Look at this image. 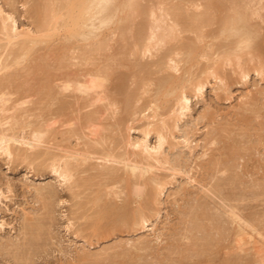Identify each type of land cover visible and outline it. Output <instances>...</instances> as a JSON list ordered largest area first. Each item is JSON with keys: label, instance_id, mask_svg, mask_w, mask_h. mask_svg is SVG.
<instances>
[{"label": "rangeland", "instance_id": "1", "mask_svg": "<svg viewBox=\"0 0 264 264\" xmlns=\"http://www.w3.org/2000/svg\"><path fill=\"white\" fill-rule=\"evenodd\" d=\"M40 1L43 0H0V7L4 13L13 17L16 27L20 31L33 32L30 36H23L22 40L36 39L39 36L32 8L33 4L38 5L42 3ZM140 1L141 6H150L156 10L160 5L159 2H165L166 7H169V4L173 5L175 3L177 5L180 2L179 0H172L173 2L171 1V3L170 0H157V2L156 0ZM247 1L249 2L250 8L257 14L251 15L250 18V30H256L258 32L255 41L261 43L258 44L256 42V50L260 49H258V46L264 49V0ZM205 3L207 4V0H199L197 2V4L203 5L202 7L204 8L206 7ZM202 10L204 11L203 8H200L198 11L190 9L191 12L189 13L193 14L195 11L199 12L196 14H200ZM217 22V20L213 19V24L211 23L212 27L214 26L217 30L211 26L207 27V29L205 28L207 30H205L206 33L204 29L202 30L206 38H211H207V40L203 39V42H195L196 36L192 32H181L179 34L180 43L188 42L187 44L190 46L193 44L195 52L187 60L185 59L187 57H183L180 54L172 55V59L177 61V70L168 71V74L174 80L180 79L177 80L180 84L182 81L184 83V79L189 81L191 78L195 79L196 77L204 79V72L207 70L210 72L212 70L211 68H214L216 76L208 78L201 95L195 94L193 90L187 92L190 101L189 111L185 115L178 117L175 107L172 108L174 111L169 113L170 104L166 108L158 109L159 115L156 120H153L151 115L152 109L158 107L154 105L158 103L157 98H160L157 94L159 90L157 82H159V77L161 78V76L166 74V72L160 70V53L162 56L168 49H176L179 46V39L171 41L166 46L155 47L150 54L143 55L139 52L133 53V55L130 53L133 52V43L130 39L137 40L138 36L136 33L139 34V31L142 32L141 30L143 28V31H145L146 26L143 28H141L142 26H138V29L135 26L136 29L133 27L132 29L134 31L131 29V32H129L130 35L128 31H125L124 35H122L116 29V24H112L108 28H102L103 30L100 31L101 36L98 35L100 38L103 36L105 41H101L100 38L96 37H90L87 40L79 37L82 40V45H80L81 41L78 38L71 40L75 42V45L70 41L66 43L68 34L63 29L61 30L60 27L57 32L42 33L43 35L50 36V40L31 45L30 48L33 50L34 55L30 50L32 55L29 53L30 55L27 56H19V61L21 62L18 63V61L15 63V57H12L13 59L9 62L13 55L11 53H14V55L19 54L16 51H18L20 46L18 45L17 47L13 44L14 50H11L13 48L8 43L6 35L0 31V61H4H2L3 65L8 64H6L7 66L5 65V68H0V78H2V83H0V98H6L5 100L3 99L6 105L3 106L2 104L4 103L0 102L2 105H0V108L4 107L3 110L5 112L7 111L1 114L3 111L0 110V119L2 116V122L4 121L3 123L0 121V133H4V130H6L8 135L15 134L18 137L22 134L24 136L27 135L26 137L29 138L31 131L36 126L43 124L41 128H44L43 130H46L47 134L44 135L43 144L40 147L49 153L46 158H48L50 163V156L54 155L51 158L53 159L55 157L62 166L66 161L70 165L77 166V169L73 171L75 177H73L72 181L81 182L82 174L84 176H87V174L88 176L93 174L96 176V172L102 166H112L117 171L115 172V176H118L114 178L116 181L113 179L108 182L107 179H104L102 182L106 180L105 182L108 185L111 182V186L106 188L107 191H121L127 186L125 183H128L127 180L129 181L130 179V174L123 167L122 161L125 158L127 160H133L131 147H129V144L128 147L124 144L142 140L146 130H149L147 142L151 147L156 145L157 135L164 137L162 157L159 162H152L153 168L147 174V178L152 179L156 183L158 193L152 201L150 200L152 198L151 196L147 200L148 193H152L151 189H153V185L143 184L139 187L142 190V197L134 194L130 196L129 207L132 209L138 206L140 207L144 200H150L149 203L151 204L149 205L151 207L149 208L151 212L147 214L149 219L145 228L141 225H127L124 227L117 224L118 222L111 223L110 221L107 223L108 229L106 230V226L104 228L105 232L101 230V234L91 230L93 229L92 222L95 216L93 213L94 210L90 209V206H87L89 209L86 208L84 212L81 211L78 215V210H80L78 203H84V200L79 199L78 201L74 198V195L76 193L79 194L82 190L77 189L74 184H71L72 181L63 182L61 178H58L51 168H47L49 167L47 165H50L48 164L49 162H46V166H43V164L41 165L42 161L39 162L40 160H33L35 162L31 163V159H23L22 156L19 159L17 158L18 155H15L16 157L13 155V158L12 156L8 157L0 151V264H20L22 261L25 264H264V72L259 74L254 70L260 63L262 64L264 59L260 57L261 55L258 56L257 53L260 54L263 52L261 54L264 57V51H260V49V53L259 51H254L253 56H246V58L248 57L247 59L244 57L246 62L242 59L241 67L243 68L244 66L245 68L243 69L246 71L249 69L247 76L243 77V74L240 72V67L236 64V58L232 57L233 60L230 59L232 62H228L221 56L222 53L221 55L216 54L221 52L220 49L224 50L222 47L228 43L222 41L218 45L216 40V44H214L215 37L213 36L219 30ZM61 24H65V21H62ZM208 29L211 31L208 32ZM135 31L137 32L134 33ZM89 40L92 42H89ZM106 40L107 44H105ZM213 40L214 43L212 42ZM94 41L96 43L102 42L103 49H107L105 54L110 53L106 57L107 59L102 58L105 57V54L100 53L105 52L104 50L101 51L99 48L100 52H95V47L93 46H97L98 43L94 45ZM209 41L212 42H210L211 46H209ZM65 43L70 45L65 46ZM222 43L224 45L218 49ZM42 44L43 46L45 45L44 48ZM61 44L63 46L62 48H60ZM50 45L56 48H53V46L50 48ZM212 45H216L217 49L215 47L214 49ZM65 47L66 50H63ZM91 47L94 49L91 52L94 51L99 56L95 55L94 52L92 55L90 54ZM56 49L60 52H55ZM82 49L89 50V53L85 52L89 56H83L84 54H81L83 52ZM208 49L211 50L210 52L214 50V53L208 52ZM8 51H10V54ZM45 51L46 54H44ZM120 51H124L123 54ZM54 53L60 55L61 58L60 56L57 57ZM204 53L210 54L204 57ZM35 54L40 59H44V63L40 60L39 64H46L45 68H42L44 67L43 64L42 69L40 66L36 67L37 65L35 63L38 64L39 58L36 57L37 59L35 61L33 59ZM64 54L68 56H66L65 60L62 59L65 56ZM71 54L72 60L69 63H65L70 60L69 57ZM28 56L33 57L28 58ZM75 56H77V59H75ZM16 57L18 56L16 55ZM48 57L50 58L48 59ZM56 57L61 60L58 59V65L60 67L64 64L63 71L61 72L59 70L62 67L60 68L56 65ZM84 57H86V60L83 63L82 59ZM259 57L262 58L261 62H259ZM248 59H250L249 62L251 64H247ZM32 60L33 62H31ZM12 61L13 66L11 65ZM102 61L103 63L105 62V67ZM187 62L193 63L192 65L196 66L191 67V64ZM242 62H245L247 65L245 63L246 66L242 65ZM22 64L24 67H22L23 70L21 71L19 66H22ZM54 64L58 68L53 66L52 70L54 72L52 71L48 75L51 69H46L47 65L51 68L50 66ZM126 64L129 65L127 66ZM249 64L251 67L248 66ZM97 66H102L101 72L105 68H109V70L106 69L107 71L101 74V77H98L99 79L96 78L98 76L96 75L98 73H96V70L100 72V68H96ZM207 66L209 67L207 68ZM27 67H31V70ZM32 67H36L38 70L35 69L36 71L32 73ZM54 67L56 69L60 68L57 72L61 75L56 76L55 73L57 72L54 70ZM202 67L205 69V71L203 70L204 72L201 71L203 69ZM188 69H191V71ZM42 70L49 71L45 72ZM30 71L32 74H29ZM5 73L12 74H7V76ZM106 73L112 74L104 78L103 75H107ZM200 73L204 75H200ZM12 75H15V81L18 79V82L16 81L17 84H15ZM52 75H54L55 80L53 77L52 80H50L51 77L50 79L48 78ZM2 76L6 77L3 78ZM10 76H12L11 80ZM45 77H47V80L44 79ZM5 80H10V82L8 81L9 86ZM49 80L50 83H48ZM65 80L69 82L67 83ZM91 80L100 81L99 86L94 90L86 91V93L75 90L76 86H84ZM178 82L176 83L178 86L175 84V87L181 86ZM43 83L49 85V87L52 85L51 88L53 87L55 90L48 95V97H51L48 100L46 96L42 100V95L46 93L44 91L45 88L43 89V85H45ZM65 83L73 86L68 89H63L62 87L66 85ZM61 84L64 85L62 86ZM37 91L40 92L39 95ZM45 99L46 102L44 101ZM40 100L45 103L39 102ZM160 103L161 101L158 104L161 105ZM60 104L64 105L61 106ZM38 106H42L41 109ZM56 106L57 110L61 112L53 111L56 110ZM60 106L63 110L62 108L59 109ZM52 107L53 110H50ZM49 110L50 112H46ZM43 113L44 115H41ZM3 116L6 120H4L5 118L3 119ZM8 117L9 119H7ZM88 117L90 120H88ZM43 118L45 120L49 118V121L46 120L40 124V121H44ZM16 120H18L17 123L15 122ZM21 120L22 123H19ZM8 121L16 123V125L14 123L12 124L17 128L14 130L15 126H12L13 128L11 129L13 131L10 130L9 125L11 126V123ZM45 123L46 125H44ZM148 123H151V125L149 129H146ZM2 124L3 127H1ZM18 124H20L19 127ZM120 124L122 126H119ZM113 128L116 131L115 133ZM30 129L32 130L30 131ZM117 131H119L118 134ZM120 137L125 141L123 144ZM231 142L232 145L230 144ZM234 147H236L238 152L232 153L236 151ZM41 148L38 150L44 152ZM83 158L87 160L82 163L81 160ZM231 158L232 160L230 161L232 162L230 163L229 159ZM215 161L217 164H215ZM232 163L234 166L231 165ZM79 168L80 170H78ZM93 168L97 169L95 170ZM87 170L95 172L91 171L92 173H89ZM88 176L86 178L83 177V179L86 180ZM95 176H91L92 181L95 179V182H92L93 184L99 181V177ZM79 178L81 179L79 180ZM231 178L236 180H231ZM87 180L90 179L88 178ZM113 181L115 182L112 184ZM218 181L222 183H219V185ZM129 182L131 183V181ZM259 182L260 184L263 183L259 186ZM255 183L258 187L254 186ZM221 185L222 188L220 187ZM250 187L256 192L251 190ZM240 188L241 191L238 192ZM91 189V191H94L96 186L92 185ZM232 193L235 194L232 195ZM235 195L238 199L234 197ZM113 201L111 200V202ZM114 203L116 207L122 205L118 199ZM197 210L203 213L199 211L198 213ZM86 212H88L87 215ZM194 212L195 215H200V217L198 216L199 218H197V216H194ZM202 214L207 217L204 218L205 223L202 221ZM80 216L83 218H80ZM188 216L195 217V220H193L194 218L191 219L193 222L195 221L196 226L201 224V226H198L200 227L199 229L194 227ZM212 216H215L216 219ZM210 217H212V223L211 219H208ZM86 218L88 219L86 220ZM205 219L207 220L205 221ZM26 221L28 224L25 223ZM84 221L88 223L86 224ZM187 221L192 223V225ZM33 222L36 224L34 225ZM196 222L198 223L196 224ZM28 225L32 226L36 232L34 230L29 231ZM205 225L208 226V229ZM192 226L195 229L192 230ZM202 226L205 228L204 231L202 230ZM189 230L190 232H188ZM193 232L197 234L194 235ZM214 232L216 233L213 234ZM27 233H29L31 239H28ZM30 233H35L36 236L38 235L37 238L34 237L33 239ZM205 239L206 242L204 241ZM215 240H217L215 242L216 244L213 243ZM201 242H205V244L203 245ZM7 243L9 246H7ZM204 250L205 253L203 255L201 251ZM194 254H197V256ZM180 256H183L184 259ZM194 258L197 260H194Z\"/></svg>", "mask_w": 264, "mask_h": 264}, {"label": "bare ground", "instance_id": "2", "mask_svg": "<svg viewBox=\"0 0 264 264\" xmlns=\"http://www.w3.org/2000/svg\"><path fill=\"white\" fill-rule=\"evenodd\" d=\"M13 1V0H12ZM32 1V0H31ZM37 1V0H36ZM39 1V0H38ZM44 1V0H43ZM43 1H40V2H42L43 3ZM140 0H46L43 4L42 3H39L38 5L37 4H33V8H32V12H33V17H34V19H35V21H36V24H37V28H38V30H37V32L39 33V36L36 38V39H34V38H32V39H25V40H22V37L23 36H30L31 34H33V32H31V31H20L17 27H16V23H15V21L13 20V17L11 16V15H7L6 13H4V11H3V9L0 7V23H1V29H0V31H1V33L2 32H4V34L6 35V37H7V40H8V43L10 44V46H12V48L13 49H11V50H14V46H17L18 47V45L20 46L19 47V49H18V51H16V53H19V54H16L18 57H16V55H14V53H11V54H13L12 56H11V58H10V60H9V62H11V60L13 59L12 57H15L14 59H16L15 60V63H17L18 61H19V56H27V55H30L31 53H33V55H34V52H32L33 50H31V45H33V44H35V43H38V42H44V41H49L50 40V36H46V35H43L42 33H46V32H57L58 30H59V28L61 27V30L63 29L68 35H67V39H66V43H69V41L73 44V45H75V42H72L71 40L72 39H74V38H78V39H80L79 37H81L83 40H87L88 38H90V37H96V38H100V31L101 30H103L102 28H108V26H110V25H112V24H116V29H118L121 33H122V35H124V32L125 31H128V34L130 35V33L129 32H131V29L134 27L135 28V26H136V28L138 27V26H142L141 28H143L144 26H146V30L145 31H143V29L141 30L142 32H140L139 31V34L138 33H136L137 31H135L134 33H136V35L138 36V38H137V40L136 39H130V40H132V43H133V45H132V50H133V52H130L131 54H133V53H139L140 52V54H150L151 53V51L153 50V49H155V47H157V46H166L167 44H169L171 41H176V40H178L179 39V34L182 32H192L193 34H195V42L196 41H202L203 39H206L207 40V38L204 36V33H203V29H204V32H205V30L207 29V27H212V20L213 19H215V20H217L218 22H217V24L219 25L218 26V28H219V30H218V32H216V34H215V36H213V37H215V43H214V40L212 41L214 44H216V40H217V42H218V45H219V42H222V41H226V42H228V43H226V45L225 46H223L222 47V45H224L223 43L220 45V47H218V49H220L221 47L222 48H224V50L223 49H220L221 50V52H218V53H216L217 55L218 54H220L221 55V53H222V55L221 56H223V58L226 60V61H230V59H232V57H234V58H236V60H237V63L236 64H238V66L240 67V72L243 74V77H246L247 76V71L249 70H245V69H243V68H245L244 66H243V68L241 67V61H242V59H244V57L246 58V56H253V53H254V51L255 52H258L260 49H261V47L260 46H258V49L259 50H256L257 48V43L258 44H261V43H259V42H257V41H255V39L257 38V34H258V32H256V30H250V26H251V21H250V18H251V15H253V14H256V12H254L251 8H250V5H249V2L247 1V0H207V4L205 3V8L204 7H202L201 5H199V4H197V2L199 1V0H179L178 2L179 3H177V5H175V3L172 5V4H169L170 6L169 7H166V5H165V2H159L160 3V5L158 6V8H157V10L156 9H153V7H143V6H141V1L139 2ZM163 1H166V0H163ZM169 1V0H168ZM167 1V2H168ZM171 1L172 0H170V3H171ZM6 2V1H5ZM153 2V1H152ZM156 2H157V0H156ZM173 2V1H172ZM176 2V1H175ZM30 3V2H29ZM159 3H157V4H159ZM154 4H156V3H154ZM167 4V3H166ZM29 5V4H28ZM155 6V5H154ZM167 6H168V4H167ZM29 8V7H28ZM200 8H203L204 9V11L202 10V12H200V14H196V13H199V12H195V11H198V10H200ZM190 9H192V10H195L194 12H193V14L192 13H189V12H191L190 11ZM195 13V14H194ZM31 15V14H30ZM29 15V16H30ZM257 15V14H256ZM33 19V20H34ZM62 21H65V24H61L62 23ZM34 23V22H33ZM212 23V24H211ZM113 27V26H112ZM204 27V28H203ZM214 27V26H213ZM212 27V28H213ZM135 28V29H136ZM206 28V29H205ZM215 28V27H214ZM138 29V28H137ZM209 29H211V28H209ZM208 29V32L209 31H211V30H209ZM216 29V28H215ZM254 29V28H253ZM133 30V29H132ZM212 30H214V29H212ZM217 30V29H216ZM134 31V30H133ZM207 31V30H206ZM103 32V31H102ZM35 33V32H34ZM37 33V34H38ZM133 33V34H134ZM206 33V32H205ZM264 34V33H263ZM98 35H100V36H98ZM207 35V34H206ZM214 35V34H213ZM98 36V37H97ZM126 37H127V35H126ZM136 37V36H135ZM212 37V38H213ZM124 38V37H123ZM132 38H133V36H132ZM210 38V37H209ZM208 38V39H209ZM77 39V40H78ZM101 39V41L102 40H104L103 39V36H102V38H100ZM211 39V38H210ZM75 40V39H74ZM76 40V41H77ZM93 40V39H92ZM125 40H127V39H125ZM135 40V41H134ZM183 40V39H182ZM185 40V39H184ZM259 40H261V39H259ZM80 45H82L83 43H82V40L80 39ZM105 41V40H104ZM122 41V40H121ZM179 41V46H177V48L176 49H174V50H167L162 56H161V53H160V65H161V69L160 70H162V72H166V74L165 75H163V76H161V78L159 77L158 79H159V82H157L158 83V88H159V90H158V95H159V99L157 98V100H158V103L161 101V105H159L158 103V105L157 104H154L155 106H158L157 108H153L152 109V118H153V120H156V118H157V116L159 115L158 113V109H162V108H166L167 106H169L170 104H171V106H169L170 107V109H169V113L170 112H173L174 110L172 109L173 107H175L176 108V112H177V116L178 117H181V116H183V115H185V113L186 112H188L189 111V94H187V92L190 90H193V92L195 93V94H198V95H201L202 94V91H203V89L205 88V85L207 84V80H208V78H210V77H214V76H216L215 75V72H214V68H211L212 70H210V72H208V70L207 71H205V69L203 68L201 71L202 72H204V74H205V78H204V76H203V78L204 79H202L201 77H196L195 79H192L191 78V80L189 81V80H185L184 79V83H183V81H182V83L180 84L177 80H180V79H176V80H174L169 74H168V71H170V70H177V61H175L174 59H172V55H178V54H180V55H182L183 57L185 56V57H187V58H185L186 60L187 59H189L188 57L189 56H191V55H193V53L195 52V47L193 48V44H191V46H192V48H191V46L189 45V44H187V43H180V39L178 40ZM190 41V40H189ZM88 42V41H87ZM89 42H92V41H90L89 40ZM129 42V41H128ZM183 42V41H182ZM186 42V41H185ZM193 42V41H192ZM203 42V41H202ZM211 41H209L208 43H210ZM211 42V43H212ZM257 42V43H256ZM17 43H19V44H17ZM49 43V42H48ZM63 43V42H62ZM64 44L65 46L67 45V44ZM95 41H94V45H95ZM98 43V44H97ZM96 44H97V46H93V47H95V52H98L99 51V48L101 49V51L102 50H104L103 48V46H102V42H97ZM99 43H101V44H99ZM211 43H210V45L209 46H211ZM13 44H15L14 46H13ZM21 44V45H20ZM46 45H48L47 43H45ZM104 44V43H103ZM105 44H107V40H106V43ZM126 44V43H125ZM178 44V43H177ZM213 44V45H214ZM37 45V44H36ZM35 45V46H36ZM68 45H70V44H68ZM67 45V46H68ZM175 45V44H174ZM212 45V46H213ZM45 46V45H44ZM44 46H43V44H42V47L44 48ZM51 46V45H50ZM49 46V47H50ZM53 46V45H52ZM52 46L50 47V48H52ZM84 46V45H83ZM82 46V47H83ZM105 46V45H104ZM33 47V46H32ZM38 47H41V46H38ZM59 47V46H58ZM63 46H62V44H61V47L60 48H62ZM85 47V46H84ZM83 47V48H84ZM106 47H107V45H106ZM105 47V48H106ZM118 47V46H117ZM208 47V46H207ZM216 48L217 49V47H216V45L215 46H213V48ZM47 48H48V46H47ZM50 48H48V49H50ZM53 48H56L55 46H53ZM119 48V47H118ZM214 48V49H215ZM15 49H16V47H15ZM37 49V48H36ZM46 49V48H45ZM67 49H68V47H67ZM87 49H89V48H87ZM87 49H85V50H87ZM98 49V50H97ZM117 49V48H116ZM121 49H122V47H121ZM129 49V48H128ZM130 49V50H131ZM209 49H211V48H209ZM208 49V52H210L211 50H209ZM30 50H31V53H30ZM44 50V49H43ZM42 50V51H43ZM52 50V49H51ZM59 50V49H58ZM63 50H66V47H65V49H63ZM72 50V49H71ZM84 49H82V51L84 52H82L81 50V54L83 55V56H89V52H90V54L92 55L93 54V52H91L92 50H94V49H92V47H91V50L89 51V50H87V51H85ZM97 50V51H96ZM106 50L107 49H105L104 51L105 52H100L101 54H105L106 53ZM111 50V49H110ZM125 50V49H124ZM196 50H197V47H196ZM219 50V51H220ZM264 51V49H261L260 51ZM40 51V50H39ZM57 51V49L55 50V52ZM79 51V52H80ZM89 51V52H88ZM118 51V50H117ZM116 51V52H117ZM216 51H218V50H216ZM224 51V52H223ZM260 51H259V53H260ZM10 51H8V53H9ZM12 52V51H11ZM38 52V51H37ZM54 52V51H53ZM58 52V51H57ZM60 52V51H59ZM58 52V53H59ZM71 52V51H70ZM69 52V53H70ZM85 52H88L87 54L88 55H86V53ZM94 52V54L95 55H98V54H96ZM123 52L124 51H120V53L121 54H123ZM7 53V54H8ZM30 53V54H29ZM41 53V52H40ZM47 53H49V52H47ZM196 53H197V51H196ZM210 53H214V50H213V52H210ZM210 53H208V54H210ZM261 53H263V52H261ZM258 54L257 53V55L259 56V55H261L260 57H262V58H264L263 57V54ZM10 54V53H9ZM36 54H38V53H36ZM35 54V57L33 58V59H35V61H36V59L37 58H39V62H38V64L37 63H35V61H34V63L37 65H35L36 67H39L40 66V68L42 67V64L44 63V59H40V55L38 56V55H36ZM44 54H46V51H45V53ZM55 54V53H54ZM108 54H110V53H108ZM108 54L106 55L105 54V57H102V58H106V57H108ZM112 54V53H111ZM120 54V55H121ZM125 54V53H124ZM127 54H129V53H127ZM207 53H204L203 54V56L205 57V56H207L208 55ZM32 55V54H31ZM43 55V54H42ZM48 55V54H47ZM55 55H57V57H59L60 55H58V54H55ZM62 55V54H61ZM65 55V54H64ZM63 55V56H64ZM95 55H93V56H95ZM118 55V54H117ZM134 55V54H133ZM136 55V54H135ZM219 55V56H220ZM256 55V56H257ZM9 56V57H10ZM66 56H67V54L62 58L63 60H65V58H66ZM77 56H81V55H77ZM77 56H75V59H77L76 57ZM92 56V57H93ZM99 56V55H98ZM8 57V58H9ZM29 57H31V56H28V58ZM33 57V56H32ZM31 57V58H32ZM37 57V58H36ZM56 57V59H57V61H56V65L58 66V67H60V65H58L59 64V58H57ZM68 57V56H67ZM71 57H72V54H71V56L69 57L70 58V60L69 61H67V62H65V63H69L72 59H71ZM215 57H216V55H215ZM259 57V62H261L262 61V58H260ZM30 58V59H31ZM50 57H48V59H49ZM54 58H55V56H54ZM60 58H61V56H60ZM81 58V57H80ZM79 58V59H80ZM83 58V57H82ZM91 58V57H90ZM110 58V57H109ZM248 58V57H247ZM246 58V59H247ZM253 58V57H252ZM258 58V57H257ZM256 58V59H257ZM59 59V60H58ZM88 59V58H87ZM107 59V58H106ZM191 59V58H190ZM4 60H5V58H4ZM40 60H41V62H43L41 65L39 64L40 63ZM52 60V59H51ZM55 60V59H54ZM81 60V59H80ZM83 60V63H84V61L86 60V57H84V59H82ZM89 60V59H88ZM87 60V61H88ZM111 60H112V58H111ZM121 60H123L122 58H121ZM120 59H119V61H121ZM126 60V59H125ZM157 60V59H156ZM182 60V59H181ZM233 60V59H232ZM232 60L230 61V62H232ZM249 60L250 59H248L247 60V64L248 63H250L249 62ZM3 61V60H2ZM2 61H0V68H5V65L7 64H5V65H3V63H2ZM61 61V60H60ZM86 61V62H87ZM101 61V60H100ZM114 61V60H113ZM117 61V60H116ZM124 61V60H123ZM180 61V60H179ZM178 61V62H179ZM244 61H245V59H244ZM252 61V60H251ZM255 61V60H254ZM4 62V61H3ZM21 61H19L18 63H20ZM31 62H33V60L31 61ZM79 62H81V61H79ZM128 62V61H127ZM190 62V61H189ZM189 62H187L188 64H191V63H189ZM193 62V61H192ZM246 62V61H245ZM245 62H242V65H245L246 63ZM55 63V62H54ZM102 63H103V61H102ZM102 63H100V64H102ZM105 63V62H104ZM103 63V64H104ZM117 63V62H116ZM245 63V64H244ZM28 64V63H27ZM60 64H62V63H60ZM102 64V65H103ZM113 64H115V63H113ZM187 64V65H188ZM193 64V63H192ZM190 65L191 67L192 66H194V65ZM246 64V65H247ZM251 64V63H250ZM248 65L249 67H251V65ZM8 65V64H7ZM6 65V66H7ZM12 66L14 65L13 64V61H12V64H11ZM34 65V64H33ZM32 65V66H33ZM55 64L54 65H51L50 67L51 68H49V65H47V67H46V69L48 68L49 70H50V72H49V74L48 75H50V73H52V68H53V66H56ZM63 65L64 64H62V70L60 69H56L55 67H54V70L57 72V70H59L60 72L61 71H63ZM67 65H69V64H67ZM110 65V64H109ZM121 65V64H120ZM127 65V64H126ZM129 65V64H128ZM127 65V66H128ZM245 65V66H246ZM258 65V64H257ZM263 65H264V59H263V61H262V64L260 63L259 65H258V67L256 68L255 67V69L254 70H256V72H258L259 74H262L263 72H264V67H263ZM16 66V65H15ZM26 66V65H25ZM28 66H30V65H28ZM43 66L44 67H42V68H45V66H46V64H43ZM56 66V67H57ZM66 66V65H65ZM106 65L104 64V67H105ZM114 66V65H113ZM124 66V65H123ZM196 66V65H195ZM194 66V67H195ZM18 67V66H17ZM20 68H21V71L23 70V68L22 67H24L23 66V64H22V66L20 65L19 66ZM34 68V67H32V73H33V71H36V70H38L37 68ZM57 67V68H58ZM102 66H100V67H96V68H100V72L102 71V68H101ZM103 67V68H104ZM108 67V66H107ZM126 67V66H125ZM209 66H207V68H208ZM254 67V66H253ZM10 68V67H9ZM28 68V67H27ZM27 68H25V69H27ZM31 68V67H30ZM30 68H28V69H30ZM41 68V69H42ZM68 68V67H67ZM199 68V67H198ZM14 69H15V67H14ZM24 69V70H25ZM34 69V70H33ZM36 69V70H35ZM41 69H39V70H41ZM109 70V68H105L104 69V71L103 72H99V71H97L96 70V75H98V76H96V78H98V77H101V74L102 73H105V71H107V70ZM210 69V68H209ZM20 70V69H19ZM31 70V69H30ZM49 70H42V71H45V72H48ZM65 70V69H64ZM112 70V69H111ZM111 70H110V72H111ZM188 70H190L191 71V69H188ZM204 70V71H203ZM251 70V69H250ZM17 71H18V68H17ZM42 71H39V72H42ZM127 71V70H126ZM148 71V70H147ZM200 71V72H201ZM215 71H216V69H215ZM25 72V71H24ZM28 72V71H27ZM38 72V73H39ZM54 72V71H53ZM161 72V71H160ZM13 73H15L14 71H13ZM19 73V72H18ZM26 73V72H25ZM31 73V71H30V73L29 74H32ZM43 74H46V73H44V72H42ZM58 73V72H57ZM57 73H55L56 74V76H59V75H61L60 73H58V75H57ZM100 73V74H99ZM194 73V72H193ZM6 74V73H5ZM8 74V73H7ZM6 74V75H7ZM10 74H12V73H10ZM10 74H8V75H10ZM28 74V73H27ZM42 74V75H43ZM107 75H103L104 76V78L105 77H109L110 75L109 74H112V73H106ZM190 74H192V72H190ZM203 74V73H202ZM201 73H200V75H202ZM203 74V75H204ZM7 75V76H8ZM26 75V74H25ZM37 75H39V74H37ZM188 74H186V76H187ZM13 76V80H14V82H15V84H17L16 83V81L18 80H16L15 81V78H14V76L15 75H12ZM12 76H10L11 78H10V80L12 79ZM16 76H18V75H16ZM35 76V75H34ZM150 76H153V75H150ZM158 76V75H157ZM181 76H183V75H181ZM185 76V75H184ZM185 76V77H186ZM189 76V75H188ZM3 78H5L4 76H2ZM39 77V76H38ZM37 77V79H39ZM50 77H51V79H50ZM52 77L54 78V75H52V76H49L48 78L50 79V80H52ZM9 78V77H8ZM7 78V79H8ZM29 78V77H28ZM32 78H33V76H32ZM35 78V77H34ZM47 77H45L44 79L45 80H47L46 79ZM57 78V77H56ZM188 78V77H187ZM189 78H190V76H189ZM1 80V82L0 83H2V78H0ZM99 79V78H98ZM114 79V78H113ZM10 80H8L9 82H10ZM35 80H36V78H35ZM50 80H49V82L48 83H50ZM54 80H55V78H54ZM66 80H68V79H66ZM65 80V81H66ZM119 80V79H118ZM183 80V79H182ZM7 80H5V82H7V84H8V86H9V82H8ZM32 81H33V79H32ZM64 81V82H65ZM178 82V84L179 85H181L180 87H175V84ZM13 82V81H12ZM18 82V81H17ZM39 82H40V80H39ZM52 82V81H51ZM67 82V81H66ZM69 82V81H68ZM67 82V83H68ZM181 82V81H180ZM46 83V82H45ZM45 83H43V84H45ZM53 83V82H52ZM67 83H65L66 85H64V84H61L63 87V89H68V88H71V86H73V85H70V84H67ZM20 84V83H19ZM40 84V83H39ZM72 84V83H71ZM99 84H100V81H96V80H91L90 82H88V84H86V85H84V86H76V89L75 90H77V91H83V92H85L86 93V91H88L89 92V90L91 91V90H94L95 88H97L98 86H99ZM185 84H187L186 86H185ZM3 85V84H2ZM42 85V84H41ZM51 85V84H50ZM177 85V84H176ZM34 86V85H33ZM45 86V87H44ZM52 86V85H51ZM51 86L49 87V85H43V89L45 88V90L44 91H46V93H45V95H42V100H43V98L46 96L47 97V100H48V98H51V97H48V95L54 90L53 89V87L51 88ZM157 86V85H156ZM178 86V85H177ZM7 87V86H6ZM3 88V87H2ZM16 89V88H15ZM19 89H21V88H19ZM39 89H40V87H39ZM52 89V90H51ZM0 90H1V88H0ZM4 90V89H3ZM26 90V89H25ZM34 90V89H33ZM71 90V89H70ZM36 91V90H35ZM40 91V90H39ZM55 91V90H54ZM64 91H66V90H64ZM38 92V91H37ZM41 92V91H40ZM40 92H38V95H39V93ZM63 92V91H62ZM42 93V92H41ZM1 94V93H0ZM43 94V93H42ZM37 95V94H36ZM41 95V94H40ZM52 95H53V93H52ZM112 95V94H111ZM115 95V94H114ZM51 96V95H50ZM55 96V95H54ZM53 96V97H54ZM60 96V95H59ZM61 97V96H60ZM117 97V96H116ZM119 97V96H118ZM4 99V98H3ZM2 99V97L0 98V102L2 103H4V100L6 99H4L3 100ZM55 99H56V96H55ZM54 99V100H55ZM62 99H64V98H62ZM132 99H133V97H132ZM42 100H40L39 102H43V103H45L46 102V99L44 100V101H42ZM112 101V100H111ZM61 102H64V101H61ZM1 103H0V105H1ZM48 103V102H47ZM50 103H51V101H50ZM68 103V102H67ZM114 103H115V100H114ZM120 103V102H119ZM37 104H39V103H37ZM41 104V103H40ZM69 104V103H68ZM113 104V103H112ZM128 104V103H127ZM3 106H5L6 104L4 103V104H2ZM1 105V106H2ZM61 106L62 105H64V104H60ZM123 105V104H122ZM10 106V105H9ZM42 106H43V104H42ZM42 106H38V108L40 107V109H41V107ZM55 106V105H54ZM60 106V108L59 109H61L62 107ZM127 106V105H126ZM16 107V106H15ZM51 107V106H50ZM58 107H59V105H58ZM64 107V106H63ZM69 107L71 108V106L69 105ZM4 108V107H3ZM3 108H0V110L1 111H3V112H1V114L2 113H6L4 110H3ZM46 108V107H45ZM69 108V109H70ZM48 109H50V108H48ZM56 110H53V107H52V109H50V110H53V111H58L57 110V106H56V108H55ZM69 109H67V110H69ZM9 110H11V109H9ZM50 110L49 111H46V112H50ZM62 110H63V108H62ZM66 110V109H65ZM129 110V109H128ZM131 110H133V108H131ZM16 112V111H15ZM52 112V111H51ZM55 112V113H56ZM58 112H61L60 110L58 111ZM64 112H66V111H64ZM64 112H63V114H64ZM129 112V111H128ZM127 112V113H128ZM40 113V112H39ZM42 113V112H41ZM53 113V112H52ZM130 113V112H129ZM132 113V112H131ZM47 114V113H46ZM61 114V113H60ZM245 114V113H244ZM40 115V114H39ZM41 115H44V113L43 114H41ZM38 116V115H37ZM50 116H52V115H50ZM60 116V115H59ZM14 117V116H13ZM243 117V116H242ZM246 117V116H245ZM5 117L3 116V119H4ZM15 118V117H14ZM7 119H9V117L7 118ZM36 119H37V117H36ZM40 119L42 120V118L40 117ZM44 119V121L42 122V121H40V124L41 123H44L46 120L47 121H49V118L48 119H46L45 120V118H43ZM51 119H53V118H51ZM4 120H6V118L4 119ZM34 120V119H33ZM87 120V119H86ZM88 120H90V118L88 117ZM0 121L2 122V116H1V119H0ZM118 121V120H117ZM4 122V121H3ZM2 122V123H3ZM9 122V121H8ZM16 123L18 122V120H16L15 121ZM25 122V121H24ZM9 123H11V122H9ZM12 123H14V122H12ZM11 123V126L9 125V129L10 130H12L11 128H13L15 125H16V123H14L15 125L13 126V124ZM19 123H22V120L19 122ZM6 125H8V124H6ZM19 125L20 124H18V127H19ZM43 125V124H42ZM42 125H38V126H36L35 128H34V130L33 131H31L32 129H30V131H31V133L29 134V138H27L26 136H24V135H20V136H18V137H16L15 136V134H12V135H14V136H12V135H8V133H6V130H4V133L3 132H1L0 133V151L3 153V154H6V156H8V157H11L12 156V158H13V155L15 156V155H18L17 156V158H21V156H22V158L24 159V158H27V159H31L32 161H30L31 163H34L33 162V160H40L39 162H41V165L43 164V166H46V162L48 163V164H50V165H47V166H49V167H47V168H51L52 169V171L58 176V178H61L62 179V181L63 182H67V181H72L73 180V177H75V175H74V173H73V171H75L76 169H77V166L75 167L74 165H70V163H68L67 161L65 162V163H63V166L62 165H60L59 164V162H58V160L54 157L53 159L51 158L52 156H54V155H51L50 156V160H51V163H50V161H48V158H46V156L47 155H49V153L48 152H46V150H44L43 148H41L40 146L43 144V137H44V135L45 134H47V131L46 130H43L44 128H41L42 127ZM44 125H46V123L44 124ZM151 125V123L149 124H147L146 125V129H149V126ZM13 126V127H12ZM25 126H26V124H25ZM117 126V125H116ZM119 126H122L121 124L119 125ZM1 127H3V124L1 125ZM22 127H23V125H22ZM37 127H40V128H38L37 129ZM45 127V126H44ZM17 127L15 126L14 127V130L16 129ZM20 128H21V126H20ZM30 128V127H29ZM37 129V130H36ZM114 129V128H113ZM118 130H120L119 128H117ZM1 130V129H0ZM13 131V130H12ZM21 131H22V129H21ZM25 131V130H24ZM23 132V131H22ZM21 132V133H22ZM74 132V131H73ZM116 131H115V129H114V133H115ZM111 133V132H110ZM113 133V132H112ZM114 133H113V135H114ZM119 133V131H117V134ZM19 134H20V132H19ZM28 134V133H27ZM18 135V134H17ZM112 135V136H113ZM116 135V134H115ZM122 134H120V136H121ZM148 136H149V130H146L145 131V133H144V137H143V139L142 140H140V141H137V142H134V143H125L124 145H127V147H128V144H129V147H131V149H132V156H133V160H127L126 158L124 159V161H122V165H123V167H125L126 169H127V171H128V173L130 174V179H129V181H131V183L127 180V182L128 183H125V184H127V186L123 189V190H121V191H114V192H110V191H107L106 190V188L107 187H109V186H111V182H110V185H108V183L107 182H102L104 179H107L108 180V182H109V180L110 181H112L114 178H116L117 176H115L116 174H115V172H117L116 171V169H114V167H110V166H102L101 168H100V170H98L97 172H96V176L97 177H99V181H98V179H97V183L96 184H93L92 182H95V179H93L94 181H92V179H91V176H95L94 174L93 175H91V176H88V174H87V176H88V178L90 179V180H85V179H83V177H87V176H84L83 174H82V180H81V182L80 181H77L78 182V184H77V182H74V181H72V183L71 184H74L75 186H76V188L77 189H79V190H82V191H80V195L79 194H75L74 195V198L75 199H77L78 201H79V199H83L84 200V203H78L79 205H80V210H78L77 212H78V215H79V213H81V211H85L86 210V208H88L87 206H90V209H92V210H94V212L93 211H89V212H93L94 213V218H93V222H92V217L90 216V220H91V222L93 223V225H92V227H93V229H91V230H94L96 233H100L101 234V230H103L104 231V228L107 226V223L108 222H110L111 221V223H114V222H118L117 224H119L120 226H127V225H141L143 228H145V226H146V224L148 223V216H147V214H148V212H151L150 210V208L149 207H151L149 204H151V203H149L150 202V200L152 201V199L155 197V195L158 193L157 191V186H156V183L152 180V179H149V178H147V174H148V172H150L151 170H152V168H153V165H152V162H159V160H160V158L162 157V146H163V144H164V137L162 136V135H157V143H156V145L155 146H150L149 144H148V142H147V139H148ZM111 137V136H110ZM122 137H123V135H122ZM122 137H120V139L122 138ZM114 138V137H113ZM121 141H122V144H123V142H125V141H123L122 139H121ZM126 142H127V140H126ZM119 143V142H118ZM231 145H232V142L230 143ZM229 145V144H228ZM228 147V146H227ZM237 147V146H236ZM236 147H234V149H236ZM39 148H41L44 152H41V151H39L38 149ZM227 149V148H226ZM234 149H233V151H234ZM227 152H229L228 150H227ZM231 152V151H230ZM235 152H238L237 151V149H236V151H234V152H232V153H235ZM226 154V153H225ZM235 155H237V154H235ZM228 156H229V154H228ZM228 156H226V157H228ZM16 157V156H15ZM48 157V156H47ZM229 158V157H228ZM16 159V158H15ZM22 160V159H21ZM87 159L86 158H83L81 161H82V163L83 162H85ZM230 160H232V158L231 159H229V161ZM78 161V160H77ZM214 161V160H213ZM219 161V160H218ZM224 161V160H223ZM222 161V162H223ZM70 162V161H69ZM79 162V161H78ZM216 162V161H215ZM221 162V161H220ZM232 161H230V163H231ZM211 163H213V162H211ZM80 164V163H79ZM78 164V165H79ZM215 164H217V162L215 163ZM77 165V164H76ZM81 165H83V164H81ZM210 165H212V164H210ZM229 165V164H228ZM232 166H234L233 165V163L231 164ZM84 166V165H83ZM214 166H216V165H214ZM225 166V165H224ZM223 166V167H224ZM80 167V166H79ZM85 167V166H84ZM88 167V166H87ZM212 167V166H211ZM226 167H228V166H226ZM81 168V167H80ZM80 168L78 169V170H80ZM90 168V167H89ZM88 168V169H89ZM225 168V167H224ZM232 168V167H231ZM85 169V168H84ZM93 169H97V168H93ZM233 169V168H232ZM89 170H87V172H88ZM92 171V170H91ZM91 171H89V173L91 172ZM227 171V170H226ZM229 171V170H228ZM230 171H232L231 169H230ZM52 172V173H53ZM78 172V171H77ZM86 172V173H87ZM92 172H95V171H92ZM91 172V173H92ZM233 172V171H232ZM234 172H235V170H234ZM77 174V173H76ZM79 174V173H78ZM235 174V173H234ZM229 175V174H228ZM77 176H79V175H77ZM95 176V177H96ZM232 176V175H231ZM237 176H239V175H237ZM80 177V176H79ZM95 177H93V178H95ZM234 177V176H233ZM232 177V178H233ZM231 178V180H236V179H232ZM76 179V178H75ZM81 178H79V180H80ZM101 179V180H100ZM239 179V178H238ZM85 180V181H84ZM115 181H116V179H114ZM241 180V179H240ZM91 181V182H90ZM115 181H113L112 182V184L115 182ZM237 181H239V180H237ZM77 185H76V184ZM221 184L222 182H219L218 181V184ZM263 183V182H262ZM261 183V184H262ZM143 184H151V185H153V189H151L152 190V193H148V197H147V200L149 199V198H151L149 201H146V200H142L143 202L141 203V206L138 208V207H136V208H131V207H129L130 206V196H131V194H134V195H136V196H138V197H140L141 196V193H142V190H141V188H139L141 185H143ZM219 184V185H220ZM227 184V183H226ZM260 184V182L258 183V185L260 186L261 185ZM92 185H95L96 186V189L94 190V191H91L92 189H91V186ZM241 185V184H240ZM258 185H256V183L254 184V186L256 187H258ZM132 186V188H130ZM216 186H218V185H216ZM215 186V187H216ZM226 186V185H225ZM229 186V185H228ZM254 186H252V187H254ZM71 187H73V186H71ZM221 188H222V185L220 186ZM234 187V186H233ZM237 187V186H236ZM239 187V186H238ZM74 188V187H73ZM94 188V187H93ZM129 188H130V190H129ZM217 188V187H216ZM217 189H219V188H217ZM235 189V188H234ZM234 189H232V190H234ZM237 189V188H236ZM250 189L251 190H253L251 187H250ZM72 190H74V189H72ZM221 190V189H220ZM264 190V189H263ZM262 190V191H263ZM71 191V190H70ZM75 191V190H74ZM127 191V192H126ZM219 191V190H218ZM235 191V190H234ZM241 191V188H240V190L238 191V192H240ZM253 191H255V190H253ZM256 192V191H255ZM73 193V192H72ZM254 193V192H253ZM71 194V193H70ZM233 194H235V193H232V195ZM145 196H146V194H145ZM151 196V197H150ZM70 197H71V195H70ZM142 197V196H141ZM234 197H236V195L234 196ZM239 197V196H238ZM237 198V197H236ZM74 199V200H75ZM109 199V200H108ZM116 199H118V200H120V202L122 203V205L121 206H118V207H116V205H115V201H116ZM238 199V198H237ZM82 200V201H83ZM111 200H114L113 202H111ZM73 205V204H72ZM75 205H76V202H75ZM200 205H203V204H200ZM78 206V205H77ZM204 206V205H203ZM79 207V206H78ZM77 207V208H78ZM73 208V207H72ZM71 208V209H72ZM131 208V209H130ZM138 208V209H137ZM193 208V207H192ZM191 208V209H192ZM74 209V208H73ZM89 209V208H88ZM88 209H87V211H88ZM206 209V208H205ZM76 210V209H75ZM74 211V210H73ZM191 211V210H190ZM199 210H197V212H198ZM204 211V210H203ZM206 211V210H205ZM183 212V211H182ZM196 212V213H197ZM199 212H201V211H199ZM198 212V213H199ZM207 212V211H206ZM206 212H204L205 214H206ZM73 213V212H72ZM76 213V212H75ZM87 213L88 212H86V215H87ZM186 213V212H185ZM201 213H203V212H201ZM209 215H210V213H208ZM208 214H207V216H208ZM84 215V214H83ZM82 215V216H83ZM90 215H92V214H90ZM187 215H188V212H187ZM193 215L194 216H197V218H199L200 217V215H195V212L193 213ZM82 216H80V218L82 217ZM199 216V217H198ZM202 216V218H203V222H204V218H207V217H205V216H203V214L201 215ZM84 217V216H83ZM82 217V218H83ZM89 217V216H88ZM190 219L192 218H194L193 220H195V217H191V216H188ZM212 217H214L215 218V216H212ZM212 217H210V218H208V219H211V223H212ZM85 218V217H84ZM189 218H188V220H189ZM78 219V218H77ZM88 218H86V220H87ZM191 219V222L193 223V225H194V227H197L198 229L200 228V227H198L199 225L201 226V224H199V225H195V221L193 222V220ZM216 219V218H215ZM113 220V221H112ZM207 219H205V221H206ZM196 221H197V219H196ZM198 221H200L199 219H198ZM215 221V220H214ZM256 221V220H255ZM258 221V220H257ZM36 222V221H35ZM84 222H86V221H84ZM90 222V223H91ZM188 222V221H187ZM208 222V221H207ZM216 222V221H215ZM25 223H27V221L25 222ZM34 223V222H33ZM33 223H32V225H33ZM88 222H86V224H87ZM89 223V224H90ZM188 223H190V222H188ZM192 223H190L191 225H192ZM198 222H196V224H197ZM201 223V222H200ZM205 223V222H204ZM257 223V222H256ZM28 224V223H27ZM36 223H34V225H35ZM40 224V223H39ZM82 224H83V222H82ZM82 224H81V226H82ZM85 224V225H86ZM116 224V225H117ZM189 224V225H190ZM207 224V223H206ZM214 224V223H213ZM41 225V224H40ZM188 225V226H189ZM211 225V224H210ZM209 225V226H210ZM215 225V224H214ZM29 226V231H33L34 230V228L32 227V226H30V225H28ZM218 227H220L219 225H217ZM26 227V226H25ZM84 227V226H83ZM82 227V228H83ZM187 227V226H186ZM193 226H192V230L193 229H195ZM203 227V226H202ZM202 227H201V229H202ZM205 227H207V229H208V226H206L205 225ZM81 228V227H80ZM89 228V227H88ZM91 228V227H90ZM189 228V227H188ZM196 228V230H198ZM217 228V227H216ZM108 229V226L106 227V230ZM200 229V231H204V227H203V229L201 230ZM213 229H215V228H213ZM222 229V228H221ZM195 230V231H196ZM219 230V229H218ZM35 231V230H34ZM41 231H42V228H41ZM206 231V230H205ZM211 231H212V229H211ZM211 231H207V232H211ZM215 231V230H214ZM36 232V231H35ZM105 232V231H104ZM103 232V233H104ZM188 232H190V230L188 231ZM188 232H186V233H188ZM197 232V231H196ZM80 233H81V231H80ZM84 233V232H83ZM199 233H201V232H199ZM198 233V234H199ZM216 232H214L213 234H215ZM220 233V232H219ZM39 234H40V232H39ZM193 234H194V232H193ZM195 234H197V233H195ZM194 234V235H195ZM27 237H29V233H27ZM88 235V234H87ZM90 235H91V233H90ZM94 235V234H93ZM188 235V234H187ZM210 235V234H209ZM30 236L34 239V237L35 238H37V236H36V234L35 233H33V234H31L30 233ZM191 236V235H190ZM189 236V237H190ZM207 236H208V234H207ZM159 237V236H158ZM192 237V236H191ZM203 237H205V236H203ZM209 237H213V236H209ZM208 237V238H209ZM215 237V236H214ZM156 238H157V236H156ZM188 238V237H187ZM208 238H207V241H208ZM27 239V238H26ZM28 239H31L30 237L28 238ZM194 240H196L195 238H193ZM211 239V238H210ZM38 240V239H37ZM200 240V239H199ZM201 240H203L202 238H201ZM214 240V239H213ZM205 242H206V239L204 240ZM211 241V240H210ZM217 240H215L213 243H215ZM192 242V241H191ZM205 242L204 243H202L203 245L205 244ZM9 243V242H8ZM7 243V244H8ZM196 243V242H195ZM198 243H200V242H198ZM211 243V242H210ZM216 244V243H215ZM11 245V244H10ZM210 245V244H209ZM212 245V244H211ZM5 246H6V244H5ZM7 246H9V244L7 245ZM196 246V245H195ZM11 247V246H10ZM17 247V246H16ZM174 247H176V246H174ZM203 247H205V246H203ZM209 247V246H208ZM208 247H207V250H208ZM213 247L215 248V246L213 245ZM217 247V246H216ZM6 248V247H5ZM12 248V247H11ZM191 248V247H190ZM197 248V247H196ZM199 248H200V246H199ZM212 248V247H211ZM7 249H9V248H7ZM16 249V248H15ZM173 250V249H172ZM171 250V251H172ZM213 250V249H212ZM175 251H176V249H175ZM190 251V250H189ZM214 251V250H213ZM174 252V251H173ZM201 252H203V255H204V253H205V250L204 251H201ZM200 252V253H201ZM12 253H13V250H12ZM191 253V252H190ZM207 253V252H206ZM22 254V253H21ZM207 254H209V253H207ZM195 255V254H194ZM206 255V254H205ZM210 255V254H209ZM214 255V254H213ZM18 256V255H17ZM21 256V255H20ZM20 256H19V258H20ZM24 257H26L25 255H23ZM131 256H132V254H131ZM195 256H197V254L195 255ZM202 256V255H201ZM208 256V255H207ZM181 257V256H180ZM183 257V256H182ZM181 257V258H182ZM238 257V256H237ZM121 258H123V257H121ZM133 258H135V257H133ZM197 258V257H196ZM236 258V257H235ZM26 259V258H25ZM120 259V258H119ZM128 259V258H127ZM126 259V260H127ZM183 259H184V257H183ZM226 259V258H225ZM15 260V259H14ZM194 260H197V259H195L194 258ZM16 261H18V260H16ZM124 261V260H123ZM185 261V260H184ZM188 261V260H187ZM213 261V260H212ZM251 261V260H250ZM23 262V261H22ZM22 262L20 263V264H22ZM121 262V261H120ZM128 262V261H127ZM247 262V261H246ZM249 262V261H248ZM177 263V262H176ZM181 263V262H180ZM17 264V263H16ZM23 264H25L24 262H23ZM27 264V263H26ZM93 264H95V263H93ZM181 264H184V263H181ZM199 264V263H198ZM242 264V263H241ZM244 264V263H243ZM249 264V263H248ZM253 264V263H252Z\"/></svg>", "mask_w": 264, "mask_h": 264}]
</instances>
